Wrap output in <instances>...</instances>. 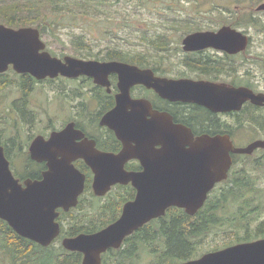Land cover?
Here are the masks:
<instances>
[{
  "label": "water",
  "instance_id": "water-1",
  "mask_svg": "<svg viewBox=\"0 0 264 264\" xmlns=\"http://www.w3.org/2000/svg\"><path fill=\"white\" fill-rule=\"evenodd\" d=\"M255 10L264 11V1L258 3ZM247 43L248 36L230 25H223L216 31H194L183 39L187 50L214 46L239 51L245 49ZM45 47L37 28L15 29L0 23V71L14 62L18 71L40 78L86 74L94 76L98 83L108 80L109 73H118L121 89L118 100L125 103L126 108L118 103L102 117L101 123L115 130L123 149L114 154L100 151L89 139L76 143L74 136L78 138L80 132L73 122L69 123L47 140L38 136L33 141L32 158L46 160L49 169L42 180L26 179L23 185L13 174L4 147L0 145V218L20 236L43 246H49L59 236L61 225L56 220L57 209L63 207L67 211L77 205L86 177L73 161L84 158L95 174L93 189L97 194L104 195L116 183H131L138 191L136 198L126 202L121 216L113 223L97 232L65 237L62 241L66 249L84 254L82 264H102V253L120 247L128 235L163 216L169 207L184 208L194 215L204 206L215 185L228 177L233 164L231 152L252 154L255 149L264 148V139L235 147L229 135L195 138L189 128L175 124L170 115L154 110L150 101L133 99L130 88L144 84L156 87L164 96L175 93L174 98L217 105L221 110L239 109L247 100L264 106V93L241 86L218 88L216 94H211L216 88L208 82L158 78L151 68L119 60L100 61L72 55L61 59ZM115 120L121 121L113 126ZM155 144H162L166 152L173 153L171 166L163 163L161 149L155 151V160L159 162L154 163ZM130 158L140 159L144 170L128 171L125 164ZM176 264H264V237L235 243Z\"/></svg>",
  "mask_w": 264,
  "mask_h": 264
},
{
  "label": "flooded vegetation",
  "instance_id": "flooded-vegetation-1",
  "mask_svg": "<svg viewBox=\"0 0 264 264\" xmlns=\"http://www.w3.org/2000/svg\"><path fill=\"white\" fill-rule=\"evenodd\" d=\"M219 20L220 18H217V21L215 23L221 25H214L209 28L194 29L189 31L187 34L194 31L219 30L221 26L226 24L225 22H220ZM37 21H39V25H36ZM31 22H33V25L10 26L5 22L0 21V23L15 29L21 27L37 28L39 30L41 40L46 43V41L44 40L45 33L43 29L45 21H43L42 16L33 19ZM231 26L236 27L235 25ZM245 33L248 36V43L245 49H241L239 51H229L214 46L187 50L185 49L183 44V39L187 35L186 34L181 39L180 45L177 44L174 48L173 51L176 52L174 56L170 57V54L172 53L170 51L164 62L160 64L158 63L159 66L151 69L153 70L154 75L158 78L166 77L175 80L185 79L196 83L208 82L210 84H214V88L216 89L211 90V94H216L218 88L229 89L238 88L241 86L252 89L255 93H264V51L259 54L257 52L255 53V51H253V34L249 32ZM42 51L43 49H40V52ZM59 57L64 58V55ZM99 60L110 61L113 59ZM166 61L168 62L167 67H162L161 65ZM10 72H13V74L17 77V83L19 82L18 86L20 90L22 91L23 95L27 96L30 95L37 83H44L50 80L57 79L69 80V82L74 83V87L78 89L77 96L75 97L78 100L76 103V107L78 110L74 113V118L66 123H63V126H61L60 128L52 126V129L48 133L41 131L37 134H26L25 132L14 134L8 132L6 133L8 134L6 138L3 139L0 137V145L4 147V150L7 144L13 145L12 159L6 156L10 162V166L12 162L15 165L17 160L20 166L26 168V170H24V173L27 172L28 174L24 178L18 177L23 185L26 179L42 180L44 178V173L49 169L46 160L38 161L32 158L31 146L33 141L38 136H42L47 140L50 138L53 132L62 130L69 123L73 122L75 129L80 132V136H78V138L74 136V142L79 143L85 139H89L94 141L95 146L100 151L114 154H118L122 151L123 143L117 137L115 130L108 124L101 123L102 117L107 112L113 110L118 103L122 108H126V104L118 100V94H121L118 73H109L108 80H103L104 83H98L96 82L94 76L86 74H81L76 77L59 75L56 78H40L31 74L30 72L18 71L16 69V64L14 62H10L3 71H0V88L3 86L6 87L10 83H12L7 78ZM79 86L83 89H79ZM130 94L133 99L143 98L150 101L154 110L170 115L175 124H180L186 128H189L194 134L195 138L202 135H229L235 147H245L256 140L264 139V106L256 105L250 100L245 101L239 109L221 110L217 108V105L201 103L195 100H183L180 98H174L175 93H170L164 96L156 87L149 88L144 84H135L131 86ZM123 100L126 99L124 98ZM27 101L28 98H23L20 115L17 109H11V107L14 106V103H16L17 100H14L9 104L6 103V108H4L8 114V121L10 118L11 120L15 121V123L20 124L28 119L26 113H30L31 108L27 104ZM131 110L132 108H128V111ZM17 115L21 116L22 119H19ZM120 121L121 120L112 121L113 126L114 124H119ZM111 133L113 134L115 139L111 137ZM23 134H26L25 140L22 139ZM160 149L162 150L163 163L171 166L174 161L173 153L166 152L162 144L154 145V163L159 162L155 160V151ZM16 152H21L22 155H18ZM256 155H258L259 157H255ZM231 156L233 159V164L228 172V177L221 182H218V184H216L209 195L213 194L219 185L223 184L231 177L233 171L236 170L235 168L237 164L242 163L243 167L244 163L250 160V158L251 160L249 164H253L254 161L257 162L256 159L260 160V158H264V148L259 147L255 149L252 154L231 152ZM80 161L84 162V164L88 167V170H83L78 166L77 163ZM128 163H131L133 167H128ZM73 164L76 168H78L82 173L85 174V188L84 191L78 196V203L76 206L70 207V209L67 211L63 207L57 209V211L59 212V216L56 220L61 225V232L64 228H66L65 226L71 224L73 221L74 229H76V231L80 229V231L74 232V234L71 235H64V238L74 237L81 233L90 234L105 228L121 216L123 207L126 202L135 199L138 192L131 183H116L112 185L110 190L104 195H99L93 189V178L95 174L92 171V168L87 164L85 159H75L73 161ZM30 168H33L35 170H31ZM125 168L128 171H143L144 165L142 164L140 159L130 158L125 164ZM90 174L92 194L86 190V184L88 178L90 177ZM119 185L132 187L134 189V195L123 203L121 212H119L118 216L104 227L93 232H86L84 230V227L86 225L87 227H89L93 223H90L89 220L86 221L75 218L76 214H78L79 212L74 214V220L69 216H62V211L69 213L79 208H83L84 212L88 211L90 209L89 202L96 197L101 198L100 204H106L108 202L119 203L121 192ZM80 203L82 204L78 207ZM164 217L165 216L163 215L159 218H154L141 226L139 229L135 230L124 240L122 247L125 248L130 242L134 240V238L137 236L134 235L136 231L139 232L138 234L140 236H143V232L147 230L148 227L152 226V233L157 232L158 222L163 221L162 219ZM137 248L139 249L138 246ZM111 249L113 248H110L107 251ZM82 257L84 258V255Z\"/></svg>",
  "mask_w": 264,
  "mask_h": 264
},
{
  "label": "rangeland",
  "instance_id": "rangeland-1",
  "mask_svg": "<svg viewBox=\"0 0 264 264\" xmlns=\"http://www.w3.org/2000/svg\"><path fill=\"white\" fill-rule=\"evenodd\" d=\"M5 0H0V3ZM201 1V0H200ZM218 1L220 6L231 5L232 9L238 12L239 8L230 0H160V1H144V0H112L110 4L100 6V8L93 13L95 16L93 20L99 21L101 18L105 20L99 26L92 23L91 28L78 18V24L72 21L66 25H51L50 23H57L60 18L56 17L53 11L47 12L42 9V16L44 23V40L48 44V50L57 56L66 54L80 56L82 53L92 52L96 54L100 49L103 52L112 46L116 49L127 51L129 54H143L149 59H154L156 63H160L164 58L159 55H168L171 51L170 57L176 53L174 48L177 44L180 45L181 39L189 32L188 28L182 27L187 23H197L199 27L209 28V26L221 25L216 24L217 18L224 21L226 24L235 25L231 17H235L236 13L229 12L228 8H209L214 2ZM230 1V2H229ZM263 0H246V5L241 7L248 12H254V16L261 22V25L250 27H239L249 33L253 34L254 44L253 51L262 53L264 51V12H257L255 7ZM48 3V0L46 1ZM201 3V4H199ZM51 5L50 3H48ZM201 5V6H200ZM52 6V5H51ZM207 6V7H206ZM248 7V8H246ZM223 9L225 12L223 16L219 12ZM36 16V15H34ZM32 16H22L20 20L29 21ZM244 17V15H243ZM230 18V19H229ZM131 24V25H129ZM8 25V24H7ZM36 25H39L37 21ZM12 26V25H10ZM166 35L169 39V45H153L148 39L154 38V41L160 35ZM158 44V43H156ZM257 55V54H254ZM96 59L94 57H90ZM152 60L154 63L155 61ZM166 61L161 66L167 67ZM7 78L12 82L8 86L0 88V137L6 138L8 132L26 134H37L41 131L48 133L52 126L61 127L74 118V113L78 110L76 107L78 89L74 87V83L69 80L57 79L53 82L47 81L44 83H37L30 93V95H23L18 86V79L10 72ZM79 89H83L79 86ZM85 95V94H84ZM28 98L27 104L31 108L30 113H26L28 119L20 124L9 118L5 111L6 103H14L11 107L17 109L19 115L21 113L23 98ZM5 107V108H4ZM14 114V112H13ZM17 117L22 119L21 116ZM26 134H23L22 139H26ZM17 153V152H16ZM22 155V153H17ZM255 157H259L256 155ZM16 159V157H15ZM251 159V158H250ZM264 158L256 159L260 165L255 163L246 166L251 170V176L255 179L256 187L258 189L256 208L247 207L244 211L248 213L250 220L249 231H255L257 226L264 222ZM20 161V160H19ZM13 166V167H12ZM242 163L237 164L236 168H241ZM13 173H22L23 166H20L16 160L15 165H11ZM26 170V169H25ZM24 173V172H23ZM219 185L218 189L221 188ZM217 190V189H216ZM249 198H254L248 194ZM83 208L74 210V214L82 212ZM222 215H226L220 212ZM222 218V216H220ZM228 218V217H227ZM227 220V219H226ZM245 218L240 219L237 227L229 226L226 222L221 225L220 222L215 225L208 233L198 237L195 241L198 244V250L195 256L203 253L221 249L223 247L238 243V235H243L248 224ZM242 239V238H241ZM56 248L60 242L53 243ZM2 253L0 252V264H8L2 260ZM151 257H146L143 263L153 261Z\"/></svg>",
  "mask_w": 264,
  "mask_h": 264
},
{
  "label": "trees",
  "instance_id": "trees-1",
  "mask_svg": "<svg viewBox=\"0 0 264 264\" xmlns=\"http://www.w3.org/2000/svg\"><path fill=\"white\" fill-rule=\"evenodd\" d=\"M5 0L0 3V21L7 23L8 25H33L31 22L33 19L38 18L42 14V9L47 12L53 11L56 17L60 18L57 23L51 25H66L71 23L78 24L77 19L81 20L89 26L92 23L98 26L105 20L102 18L96 22L93 20L95 13L100 6L110 4L112 0ZM144 1H160V0H144ZM239 8L236 13L235 9H232L231 5L220 6L218 1H213L209 8H228L229 12L236 13L235 17H231L230 20L237 27L245 26H259L261 22L254 16V12H248L241 7L246 5V0H230ZM229 1V2H230ZM257 1V0H254ZM202 2V0H198ZM201 4V3H199ZM201 6V5H200ZM207 7V6H206ZM248 8V7H246ZM94 9H97L93 11ZM219 12L223 16L225 12L220 9ZM223 12V13H222ZM32 16L28 20H20L22 16ZM36 15V16H34ZM244 15V17H243ZM224 17V16H223ZM226 18V17H224ZM221 22V20H219ZM224 22V21H222ZM131 25V24H129ZM132 26V25H131ZM182 27L188 28L189 31L194 29H202L197 23H187ZM211 27V26H209ZM151 44L155 45H169V39L166 35H160L156 41L154 38L148 39ZM158 43V44H156ZM109 49L105 52L100 49L96 54L91 51L88 53L80 54L81 57L97 59H116L133 64H137L142 67L155 68L159 66L154 59H149L143 54H129L125 50L116 49L112 46H108ZM162 59L167 55H159ZM152 60L155 62L153 63ZM161 61L160 63L164 62ZM159 63V64H160ZM53 82L54 80H50ZM111 137L115 139L111 133ZM11 148H10V147ZM13 145L7 144L5 146V153L8 158L12 159ZM251 160V159H250ZM250 160L246 161L241 168H237L233 171L231 177L221 185L220 189L217 188L213 194L209 195V198L205 206L199 210V212L191 216L187 214L182 208L171 207L167 210L163 221H159L157 225V232L152 233L151 227L143 232V236H140L138 231L134 235H137L132 242H130L125 248H113L103 253L102 264H174L180 261H186L192 258H196V251L198 250L197 241L198 237L208 233L209 230L217 225L219 222L224 225L226 222L229 226L237 227V223L240 219L245 218L248 224V213L244 209L247 207H254L257 202L256 195L258 189L253 176H251V170L246 168L249 165ZM259 162L254 161V164ZM83 170H88V167L84 162L77 163ZM11 165H14L12 162ZM128 167H133L131 163H128ZM13 167V166H12ZM26 168H24L25 170ZM31 170H35L30 168ZM24 172V171H23ZM17 173L16 177L24 178L28 173ZM121 189L119 203L108 202L106 204H100V197H96L89 202L90 209L86 212L82 211L76 214L75 218L79 220H89L93 223L91 226L84 227L86 232H93L98 230L109 222L113 221L121 212L122 205L131 196L134 195V189L130 186L119 185ZM86 190L92 194L91 190V174L87 180ZM251 197L249 198L248 194ZM80 203L78 207L81 205ZM256 208V207H254ZM227 214L221 215L220 212ZM62 216L70 217L74 220V211L69 213L62 211ZM222 216V218H220ZM228 217V218H227ZM227 219V220H226ZM62 236L74 234V221L65 226ZM249 224L245 228L243 235H238L236 242L248 241L264 236V222H262L255 231H249ZM242 238V239H241ZM139 247V249L137 248ZM0 252L4 262L8 264H81L82 254L80 252L68 251L60 243L58 248L54 244L47 247L42 246L35 241L20 236L15 230L8 224L7 221L0 219ZM200 256V255H199ZM148 257L154 260L148 263H143L144 259Z\"/></svg>",
  "mask_w": 264,
  "mask_h": 264
}]
</instances>
